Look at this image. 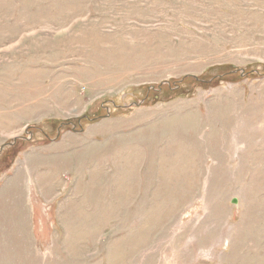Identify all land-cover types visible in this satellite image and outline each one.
Instances as JSON below:
<instances>
[{
	"label": "rangeland",
	"instance_id": "obj_1",
	"mask_svg": "<svg viewBox=\"0 0 264 264\" xmlns=\"http://www.w3.org/2000/svg\"><path fill=\"white\" fill-rule=\"evenodd\" d=\"M0 264H264V0H0Z\"/></svg>",
	"mask_w": 264,
	"mask_h": 264
},
{
	"label": "water",
	"instance_id": "obj_2",
	"mask_svg": "<svg viewBox=\"0 0 264 264\" xmlns=\"http://www.w3.org/2000/svg\"><path fill=\"white\" fill-rule=\"evenodd\" d=\"M14 141H15V140H14ZM236 202H237L236 199H233V200H232V203H233V204H236Z\"/></svg>",
	"mask_w": 264,
	"mask_h": 264
}]
</instances>
